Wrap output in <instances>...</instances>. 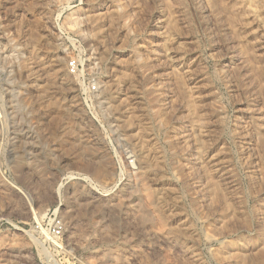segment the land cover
Masks as SVG:
<instances>
[{
    "label": "rangeland",
    "instance_id": "374dc122",
    "mask_svg": "<svg viewBox=\"0 0 264 264\" xmlns=\"http://www.w3.org/2000/svg\"><path fill=\"white\" fill-rule=\"evenodd\" d=\"M0 110V264H264V0H0Z\"/></svg>",
    "mask_w": 264,
    "mask_h": 264
},
{
    "label": "bare ground",
    "instance_id": "6f19581e",
    "mask_svg": "<svg viewBox=\"0 0 264 264\" xmlns=\"http://www.w3.org/2000/svg\"><path fill=\"white\" fill-rule=\"evenodd\" d=\"M252 1V0H251ZM255 3V2H254ZM201 4V3H200ZM246 5V4H245ZM201 6H203L202 4H201ZM200 6V7H201ZM249 6V5H248ZM252 7H251V9H249L250 10V13H251V15L250 16H257L258 15V13L260 12L259 11V9H258V6H257V4L256 5H251ZM260 6V5H259ZM248 8V7H247ZM201 9H202V7H201ZM206 9V8H205ZM114 12V11H113ZM262 13V12H261ZM174 14L175 13H171V15H169V19H167V22H166V24L168 25L167 27H169V29L167 30V29H165L166 31H164V33H162V34H164L165 36H166V38H165V40H166V42H167V50L166 51H168V53H171V52H173V47H172V44H177L178 45V48H183V47H181L182 45V42H180V37L179 36H177V31H178V26H177V22H176V20L174 19L175 18V16H174ZM202 14H203V12H202ZM248 14V13H247ZM206 15V14H205ZM110 16V15H109ZM177 18H179V17H177ZM204 18V17H203ZM166 20V19H165ZM163 21V20H162ZM179 25V24H178ZM164 26H166V25H164ZM162 27V26H161ZM211 31V30H210ZM163 32V31H162ZM103 34V33H102ZM167 34V35H166ZM101 37V36H100ZM259 37V36H258ZM257 37V38H258ZM104 40V39H103ZM258 42H259V40H258ZM102 44H103V42H102ZM100 45H101V43H100ZM104 47V46H103ZM104 50H105V48H104ZM173 53H175V52H173ZM172 53V54H173ZM178 54H174V55H172L171 56V60L172 61H174V63L176 64V66L180 69V72L184 75V76H189V78L190 79H192V77H191V74L189 75V72H190V69H189V66H186L185 65V63L183 62V60H184V55H183V53H180V51H178L177 52ZM180 53V54H179ZM119 58V57H118ZM125 60V59H124ZM186 60V59H185ZM118 62V61H117ZM127 62V61H126ZM44 63V62H43ZM121 63V62H120ZM124 63H125V61H124ZM130 62H128V64H129ZM89 64V63H88ZM91 64V63H90ZM89 64V65H90ZM123 64V63H122ZM42 66V65H41ZM123 66V65H122ZM43 68H45V66L43 67ZM116 69V68H115ZM125 70V69H124ZM132 70V69H131ZM126 71V70H125ZM128 72V71H127ZM126 72V73H127ZM130 72V71H129ZM188 73V74H187ZM131 74H132V72H131ZM130 74H127V76H126V78L129 76ZM114 76H116V74L114 75ZM133 76V75H132ZM131 76V77H132ZM118 77V76H117ZM130 77V76H129ZM185 77V78H186ZM115 78V77H114ZM112 79V78H111ZM115 80V79H114ZM110 81V80H109ZM113 81V80H112ZM100 82V81H99ZM130 84L132 83V82H130V81H128ZM100 83H102V82H100ZM126 83V82H125ZM112 84V83H111ZM132 86V85H131ZM101 87H102V85H101ZM129 87H130V85H129ZM198 93V91H197V88L195 87V86H192V89H190V95H191V98H192V100H193V102H192V104L194 105H192L193 107H195V108H193L194 110L195 109H198V105L200 104V101H198V98H199V95L197 94ZM119 96V95H118ZM132 98V97H131ZM116 99V98H115ZM114 99V100H115ZM121 99V98H120ZM133 99V98H132ZM136 99V98H135ZM118 100V99H117ZM126 101V100H125ZM105 104V106H107V104H109V101H107L106 100V103H104ZM130 104V103H129ZM132 104H134V103H132ZM111 105V104H110ZM135 105V104H134ZM200 106V105H199ZM134 111V110H133ZM0 112H1V110H0ZM133 113H136V112H133ZM197 113H199V112H197ZM129 115V114H128ZM133 116L134 115H131L130 116V120H132L131 119V117L133 118ZM138 116V115H137ZM3 117V116H2ZM139 117V116H138ZM129 118V117H128ZM135 118V117H134ZM200 118V117H199ZM202 119V118H201ZM197 121H198V117H197ZM203 121H204V119H203ZM133 122V121H132ZM139 122V121H138ZM196 122V121H195ZM199 122H200V126H199V128H197V129H199V131H201L200 133H203V131H204V125H203V123L204 122H202V120H199ZM199 122H197V123H199ZM140 123L142 124V119L140 118ZM143 123H145V122H143ZM139 124V123H138ZM206 124V123H205ZM140 127V126H139ZM141 129H142V132H143V135H145L146 136V138H147V134L149 133V126H146V124H144L143 126H141ZM149 129V130H148ZM151 134V133H150ZM203 135V134H202ZM142 137H144V136H142ZM151 137V136H150ZM145 138V139H146ZM143 139V138H142ZM144 139V140H145ZM147 140L148 141H146V142H149V146L150 147H153L155 144V141L152 139V137H151V139H149V138H147ZM143 142H145V141H143ZM154 142V143H153ZM156 146V145H155ZM158 146V145H157ZM147 147V146H146ZM146 147H145V149H146ZM150 147H148V148H150ZM147 148V149H148ZM158 148V147H157ZM201 148V147H200ZM142 149V148H141ZM144 149V148H143ZM156 149V148H155ZM159 149V148H158ZM158 149H156V151L154 152V154H157V159L156 160H158L160 163L162 162V161H164L165 159L163 158V154L161 155V151L159 152V151H157ZM153 149H151V151H152ZM202 150V149H201ZM141 151V150H140ZM145 151V150H144ZM148 151V150H147ZM146 152V151H145ZM204 152V151H203ZM142 153V152H141ZM153 154V155H154ZM147 155V154H146ZM148 155H150V152L148 153ZM152 155V154H151ZM144 157H146V156H144ZM147 158H149V156L147 157ZM147 158H144V159H147ZM160 158H162V159H160ZM154 159V158H153ZM164 159V160H163ZM142 160H143V158H142ZM139 161V160H138ZM144 161V160H143ZM148 162H150V161H148ZM147 162V160L146 161H144V164H143V162H141L140 164H139V162H138V164L140 165V166H138V167H135L136 169H139V168H142L143 170H151L152 169V164H150V163H148ZM153 162V161H152ZM202 163H204V162H202ZM205 164V163H204ZM208 164V163H207ZM136 165V164H135ZM217 167V166H216ZM215 166H209L208 165V169L210 170V178H211V180H214V182H215V184H217V187H218V190H221L220 188H223L222 187V182L217 178V174H219L218 173V169L216 168ZM140 170V169H139ZM208 170V171H209ZM216 186V185H215ZM222 192V191H221ZM222 198H224V197H222ZM158 206H159V204H163V199H162V197L160 198V199H158ZM37 213V215H38V217L39 218H41L42 216H41V214L40 213H38V212H36ZM63 219V218H62ZM63 221H64V219H63ZM42 230H40L41 231V233H43L44 235H45V237L47 238V239H49V240H51V241H54L55 243H57V244H59V242L53 237V236H51L50 234H49V232L47 231V229L45 228V227H42L41 228ZM39 231V232H40ZM34 240L42 247V249H43V251L45 252V254L47 255V258H48V260L52 263V264H61L58 260H57V258L55 257V255L52 253V252H49L46 248H45V246L42 244V242H40L39 240H37V239H35L34 238Z\"/></svg>",
    "mask_w": 264,
    "mask_h": 264
},
{
    "label": "built area",
    "instance_id": "2783aa9c",
    "mask_svg": "<svg viewBox=\"0 0 264 264\" xmlns=\"http://www.w3.org/2000/svg\"><path fill=\"white\" fill-rule=\"evenodd\" d=\"M73 67L76 66L75 61L72 64ZM43 225L37 221V230L40 231L42 230L41 228ZM49 234L53 236L54 238H60L63 231H64V224L61 219H59L57 216L53 219L52 225L48 227ZM41 232V231H40Z\"/></svg>",
    "mask_w": 264,
    "mask_h": 264
}]
</instances>
